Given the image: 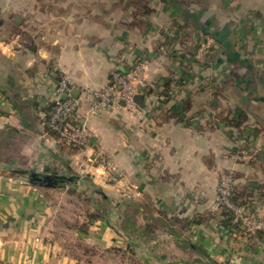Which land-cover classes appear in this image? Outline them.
Wrapping results in <instances>:
<instances>
[{"label":"crops","instance_id":"obj_1","mask_svg":"<svg viewBox=\"0 0 264 264\" xmlns=\"http://www.w3.org/2000/svg\"><path fill=\"white\" fill-rule=\"evenodd\" d=\"M202 1L193 0L195 6L187 9L181 1L172 9L179 26L188 27L189 41L198 44L194 50L204 46L201 60L197 51L192 58L161 55L147 45L132 52L126 35L108 38L106 46L98 44L101 39L72 46L69 30L55 31L51 20L46 21L45 59L31 34L23 50L5 54L0 49V264H264V233L230 227L227 213L216 208V170L230 168L237 175L239 201L264 220L259 119L264 118V75L257 74L264 71V0ZM213 4L227 11L225 18L216 16ZM16 11L0 6V40L5 31L18 34L34 26ZM53 59L64 71L53 68ZM140 63L146 83L138 112L114 108L90 117L91 149L76 148L50 132L60 73H67L79 97L108 85L113 71ZM230 72L242 73L241 78L229 80ZM230 84L231 96L219 93ZM83 120L78 113L70 121ZM242 143L248 156L239 161ZM100 155L102 163L122 173L115 188L109 186L114 192L91 179V172L103 173L105 166L92 160ZM32 172L69 181L39 185ZM60 195H79L82 201L99 195L107 212L100 214L90 203L83 212L57 211L51 199ZM122 196L135 205H122Z\"/></svg>","mask_w":264,"mask_h":264},{"label":"rangeland","instance_id":"obj_2","mask_svg":"<svg viewBox=\"0 0 264 264\" xmlns=\"http://www.w3.org/2000/svg\"><path fill=\"white\" fill-rule=\"evenodd\" d=\"M181 1L184 2L185 4L184 8L186 9L188 7L195 6V4L194 5L192 4L193 0H181ZM197 1L200 4H204L202 0H197ZM6 4L8 7L10 5V11H12V9L14 8L17 9V11L14 12V14L21 17L22 19H25L26 25L27 23H30L29 25H31V23H34V26H32L30 30L26 29V31L24 32L17 31L18 34L6 35L7 32L5 31L4 35L6 36V39H1V40L12 42L14 46V49L11 50L8 47L1 49V51L5 54H9L17 50H23L25 48V41L27 42L28 40L27 37L29 38L31 34V39L32 40L35 39V41L38 44H41V47L37 43L33 45V47L37 50L38 56L41 57L42 59H45L46 56H48L49 51L48 49L44 48L43 43L45 39V33H46L45 31L47 28L46 21H50V20L52 23L51 25L55 31L57 29L69 30L68 44L72 46H74L75 44H77L78 46L86 45L90 42H93L94 39H101L102 41H100V43L98 44H100V46L101 45L106 46L111 43L109 39H113V38L115 39L118 37H122L124 35L127 36V39H130V41H132V50H131L132 52L139 50V48L141 47L145 48L147 45L149 46L150 51L158 50L161 53V55H171L176 53L179 55H189L190 53H194L195 51L194 48L196 47V45H198L194 42L195 40L194 38L193 40H191V42L189 41V38L190 37L192 38V36L191 33L187 32L188 27L187 28L185 26L183 27V25L179 26L182 23L177 22V19L179 18L177 19L175 18L177 14L175 11L172 10L174 9V6L173 4H168L167 0H159L158 3L157 0H0V6H4ZM212 9L214 12L219 11V7H217V4H213ZM226 14L227 11L221 9L216 16L219 17L220 15L221 16L223 15V17L225 18ZM68 17L74 18L73 23L67 24ZM3 32L4 31L2 30V26L0 25V36L2 35ZM11 32L15 33L13 31ZM32 33L37 34L36 38H34ZM94 33H98L99 35L98 38H91V35H93ZM196 51H195L196 53L195 57L197 58V60H201L202 57L199 55H201V53L203 54V52L201 51H204V46L202 47L198 46ZM188 57L192 58V55L190 54ZM52 65L54 69L64 71L59 61L53 59ZM144 67L145 65L140 63L138 65H135V67L132 68L131 70L122 71V72L138 71L139 79L136 81V87L137 89H139V93L142 86L144 87L145 86L144 84L146 83ZM116 71L118 70L112 72L111 77ZM64 74L67 75V73ZM241 74L242 73L240 72L239 73L230 72L228 78L229 80L236 79L237 77L241 78L239 77ZM245 74L246 76L249 75V73L247 72H245ZM257 74L261 78V76L264 75V71L260 70V72H257ZM67 77L70 84V78L68 75ZM231 86L232 85L230 84L227 88H225L227 90L220 89L219 93L223 92L222 94L225 95L228 92V90L231 88ZM106 88L107 85L97 90L100 91V93H103V90ZM85 92L86 91H84L83 94ZM227 94L231 96V93L228 92ZM230 107L232 108V106ZM114 108L122 109L123 111H127L129 113H137L139 109V104L136 105L135 109L133 110H126L124 108H120L117 106L102 109L100 113H98L96 116H101L102 114ZM260 127L261 130H264V125H261ZM90 129L93 131L94 133L93 135L95 139V132L92 128ZM262 135L264 137V133ZM93 144L89 149L92 148ZM261 144L264 145V139H262ZM240 147L241 149L236 153L237 155L235 156V158L239 161L245 159L248 156V153L243 148L244 147L243 143L240 145ZM84 150L86 151L88 149H84ZM100 159L103 161L105 160L103 159V157H101V155L97 156L96 159L95 156H93L92 160L94 164L98 163L99 165L105 166L103 169V173L100 172L101 170H99L97 173L91 172L90 174L92 175L91 179L93 180V182L96 181V183L107 189V191H112V190H108L109 186L111 185V187H113L112 189H114L115 185H117L118 182H120L121 180L120 175L122 173H119V171L114 167H110L107 161L105 163H102ZM261 170H263V168ZM109 174H111V177L109 176ZM97 175H100L99 178ZM105 176L108 177L107 180H103V177ZM216 178H217L216 208L223 209L219 205V201H220L219 186L222 184V182L226 180L231 181L230 186L234 192L237 181V175L233 169L230 168L219 169L216 170ZM78 187L84 188L83 186H79V185L76 186V188ZM118 189L121 190L124 188H118ZM67 191L69 192L70 190L68 189ZM70 193L71 192H69V194ZM113 194L115 195V193ZM70 197H64L61 199V195L55 196V198L51 199L53 203L52 205H55L56 207L55 209L57 211L64 210V211L83 212L86 211L85 205L87 203L88 204L90 203L91 205H93L94 208H96L95 205L98 204L99 201V199L97 198L99 197V195H97L96 197L95 195H91V197H89L88 200L85 199V201L80 200L79 195H72ZM119 197L121 198V195ZM123 197L124 196H122V200H121L122 205H124L125 203L127 205H132V206L135 205L136 201L134 199L125 200ZM116 200H119V198H117ZM58 202L60 203L57 204ZM244 205L246 206V204ZM124 209L125 208H123V210ZM130 211H138V210L132 207ZM245 211H247V213L249 211L247 206ZM96 212L99 213V211ZM101 212L102 213L100 214H104L103 211ZM82 217H84V214L82 215ZM139 218H140L139 213H134V215L132 216V219L134 220H138ZM249 235H255V234H249Z\"/></svg>","mask_w":264,"mask_h":264},{"label":"built area","instance_id":"obj_3","mask_svg":"<svg viewBox=\"0 0 264 264\" xmlns=\"http://www.w3.org/2000/svg\"><path fill=\"white\" fill-rule=\"evenodd\" d=\"M14 49L12 42L0 40V49ZM138 71H116L107 88L100 93L98 90H86L83 96L75 97L72 93L66 74L60 73L58 86L59 98L52 106L48 118V127L51 133H56L62 141L80 149H89L94 142V133L88 126L90 117L96 116L102 109L120 107L126 110L135 109L138 105L136 98L139 89L136 81ZM78 113L83 114L84 120L76 125L70 121ZM96 159V158H95ZM231 181H224L219 186V205L233 215V224L245 229L248 234L264 231V220L257 219L247 213L246 206L234 201Z\"/></svg>","mask_w":264,"mask_h":264},{"label":"trees","instance_id":"obj_4","mask_svg":"<svg viewBox=\"0 0 264 264\" xmlns=\"http://www.w3.org/2000/svg\"><path fill=\"white\" fill-rule=\"evenodd\" d=\"M159 2V0H157V3ZM166 2V1H165ZM167 2H168V4H173V6H175V5H178L179 3L178 2H181V0H167ZM176 7V6H175ZM260 119V123H261V125H264V118H262V117H260L259 118ZM77 148V147H76ZM80 149V148H79ZM32 181L34 182V183H36V184H39V185H44V186H47L46 185V183L44 182V181H39V180H35V179H33L32 178ZM67 181H69V179H64V180H62V181H57V183L56 184H54L53 186H51V187H59V186H61V184H65V183H67ZM71 181V180H70ZM233 197H234V201L236 202V203H239V204H244V203H242V202H240L239 201V196L237 195V193H235V191L233 192ZM107 204V203H106ZM96 205H98V207L100 208V210L101 211H103V213H106L107 212V205L105 206V204H103V203H98V204H96ZM226 213H227V217H228V225L230 226V227H238V226H236V225H234L233 224V215H232V213L231 212H227L228 210L227 209H223ZM129 215H128V213H127V215H126V217H125V219L127 220V219H129V217H128ZM127 222H129V220L127 221ZM136 227V223H134L133 224V228H135ZM258 233H264V231H260V232H258Z\"/></svg>","mask_w":264,"mask_h":264},{"label":"water","instance_id":"obj_5","mask_svg":"<svg viewBox=\"0 0 264 264\" xmlns=\"http://www.w3.org/2000/svg\"><path fill=\"white\" fill-rule=\"evenodd\" d=\"M76 97V96H75ZM142 99H143V96L141 95H138L137 98H136V101L138 104H141L142 103ZM31 177L35 180H39V181H44L46 183V185L48 187H51L53 186L54 184L57 183V181H62L64 179H67L66 177L64 176H59V175H45V176H40L38 173L36 172H32L31 174Z\"/></svg>","mask_w":264,"mask_h":264}]
</instances>
